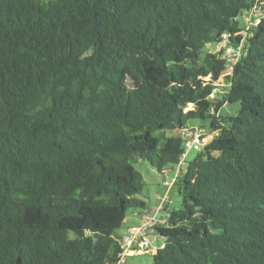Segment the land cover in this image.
I'll use <instances>...</instances> for the list:
<instances>
[{"label": "trees", "instance_id": "obj_1", "mask_svg": "<svg viewBox=\"0 0 264 264\" xmlns=\"http://www.w3.org/2000/svg\"><path fill=\"white\" fill-rule=\"evenodd\" d=\"M253 3L0 0V264H115L146 208L134 164L175 171L169 132H206L191 120L213 136L173 183L152 264H264V16L234 64L203 53L236 45Z\"/></svg>", "mask_w": 264, "mask_h": 264}, {"label": "rangeland", "instance_id": "obj_2", "mask_svg": "<svg viewBox=\"0 0 264 264\" xmlns=\"http://www.w3.org/2000/svg\"><path fill=\"white\" fill-rule=\"evenodd\" d=\"M257 2V3H256ZM261 2V3H260ZM257 5L258 7H261L260 9V15L261 17L264 16V0H254L253 5ZM249 21V22H248ZM239 22V29L240 32L237 34L240 38L237 40V44L230 43L227 40H223L221 43H210L207 44L204 49L203 53L211 52V53H218L219 51L223 50V56L226 54H232V53H226V50L230 47L233 49H236L238 52L243 47V44L246 40V37L250 34V26H251V20L245 16H239L238 18ZM236 52V53H237ZM228 58L231 55H226ZM232 58V56H231ZM229 70V69H228ZM210 79V78H209ZM216 89L213 91V94L211 95V99L213 101L215 100H221L227 91V80L224 78V76L220 77L218 81L215 83ZM189 109L192 108L191 105L188 107ZM239 109V104H227L222 107L220 113L221 115L226 114H235ZM191 127H203L206 131L204 134V141L203 145H205L208 141L211 140L213 134L208 131V121H200V120H191L188 124ZM169 135L172 136H179V131H173L169 132ZM201 152V149L199 151L196 150H190L186 152L184 162L188 163L195 159L197 155ZM185 164H182V166H186ZM137 171L140 172L143 178V190L142 192L137 196L139 199L143 200L146 203V208L142 210H129L126 214L125 222L123 223L122 227L116 231L117 235L119 237H122L126 232L127 227H137L142 224V220L140 218L139 213L140 212H154L157 209V206L160 203H163L165 209L169 210V213L177 211L180 207V198L176 192V189L173 185L174 180L176 179V176L174 175L176 173L175 171H167L165 174H162L157 171L156 168L151 166L147 161H138L134 164ZM185 168V167H184ZM178 176L180 175V172H177ZM175 176V179L173 177ZM166 197L165 200L163 198ZM164 212H159V216L163 214ZM72 237V234H70ZM147 237L149 238V249H154L155 251L162 247L164 245V238H161L158 236L156 231H152L147 234ZM135 249H138L137 246H134ZM153 263V254L150 253L149 250L147 251H141L136 252L133 254H130L126 257V260L124 264H152Z\"/></svg>", "mask_w": 264, "mask_h": 264}, {"label": "built area", "instance_id": "obj_3", "mask_svg": "<svg viewBox=\"0 0 264 264\" xmlns=\"http://www.w3.org/2000/svg\"><path fill=\"white\" fill-rule=\"evenodd\" d=\"M257 3V2H256ZM261 3V2H260ZM260 9L261 7H258L256 4L253 5L249 10L245 11L241 16L247 15V17L251 20V25L257 24L260 19L262 18L260 15ZM249 22V21H248ZM240 32V31H239ZM239 34L238 32L235 34ZM223 39L227 40L229 42V35L224 34ZM240 51H236V49H233L232 47L228 48L226 50V53H232V54H226L231 55L228 58L226 55L225 57L228 58L229 62L231 64H234L238 57L240 56ZM237 52V53H236ZM232 66H229V70H231ZM180 136L183 139V149L184 153L182 154L180 158V164L176 166V173L174 174L177 177V172L182 169V164L184 163V158L186 155V152L190 150H196L199 151L203 148V141H204V134L197 129H186L181 131ZM175 176L173 179H175ZM175 181V180H174ZM161 224L160 221L157 220H151L147 223H144L142 225H139L137 227H128L126 229L125 234L122 237V245H123V252L119 255L118 260L115 264H124L126 257L130 254L141 252V251H147L149 250L150 253H154V249H149V238L147 237V232L149 229H153L155 226H159ZM145 234V235H143ZM141 235V237H139ZM134 246H137L138 249H135Z\"/></svg>", "mask_w": 264, "mask_h": 264}, {"label": "crops", "instance_id": "obj_4", "mask_svg": "<svg viewBox=\"0 0 264 264\" xmlns=\"http://www.w3.org/2000/svg\"><path fill=\"white\" fill-rule=\"evenodd\" d=\"M165 199H166V197L163 198V200H165ZM162 204L163 203H160L157 206V209L154 212H152V213L151 212H149V213H147V212H140L139 215H140L141 220L143 221L142 224L147 223V222H149V221H151V220L154 219V220H157V221H160L161 222V224H159V226H165L166 223H167V217H168L169 210L168 209L166 210L165 207H164V205H162ZM159 212H164V213L159 216ZM152 231H154V230L153 229H149V231L147 232V234L150 233V232H152ZM143 235H145V234H143ZM139 237H141V235Z\"/></svg>", "mask_w": 264, "mask_h": 264}]
</instances>
